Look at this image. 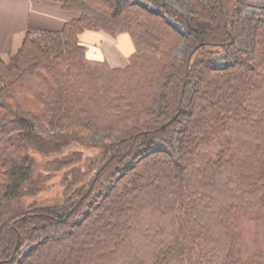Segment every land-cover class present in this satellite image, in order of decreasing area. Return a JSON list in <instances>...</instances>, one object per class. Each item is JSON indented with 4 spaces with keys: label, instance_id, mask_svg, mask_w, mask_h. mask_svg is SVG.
Segmentation results:
<instances>
[{
    "label": "trees",
    "instance_id": "trees-1",
    "mask_svg": "<svg viewBox=\"0 0 264 264\" xmlns=\"http://www.w3.org/2000/svg\"><path fill=\"white\" fill-rule=\"evenodd\" d=\"M58 1L79 17L0 57V264H264V8ZM87 30L128 33V63Z\"/></svg>",
    "mask_w": 264,
    "mask_h": 264
},
{
    "label": "crops",
    "instance_id": "crops-1",
    "mask_svg": "<svg viewBox=\"0 0 264 264\" xmlns=\"http://www.w3.org/2000/svg\"><path fill=\"white\" fill-rule=\"evenodd\" d=\"M79 15L58 0H0V57L15 52L27 31H59ZM80 40L88 46L90 58L106 60L111 66H125L134 51L128 33L112 36L103 30H87ZM3 84L0 79V89Z\"/></svg>",
    "mask_w": 264,
    "mask_h": 264
},
{
    "label": "rangeland",
    "instance_id": "rangeland-1",
    "mask_svg": "<svg viewBox=\"0 0 264 264\" xmlns=\"http://www.w3.org/2000/svg\"><path fill=\"white\" fill-rule=\"evenodd\" d=\"M141 3L147 4L151 6L154 10L160 11L161 10V5L154 0H138ZM175 8H177L180 11H183L185 13H191L192 7L188 0H169ZM264 8V2L262 0H243V12L245 16H250L254 13L259 12ZM167 19L178 29L181 31H185V27L183 26L182 23L178 22L172 15H167ZM245 43H242L241 46H244ZM185 44H183L180 48L179 54H182V51L185 50ZM220 63L223 62V57L220 58L219 60ZM104 134L101 133L100 137L93 139L91 137L90 142H97L101 141V136ZM94 149L92 148H85V153L86 155H91L94 154ZM41 156V155H40ZM41 162H46L47 157H39ZM103 160L102 156H99L97 159V165ZM63 170V169H62ZM52 176L45 181L44 188L39 192V194L36 196L38 199V202L41 204H58L61 203L64 200V187L62 185V173L61 170L55 174L53 170H49ZM93 172L87 175L86 179L89 180L92 176ZM29 199V198H28ZM68 236H66L65 233H60L59 234V241H62L66 239ZM30 248L29 244H26L23 247V253H25L28 249Z\"/></svg>",
    "mask_w": 264,
    "mask_h": 264
},
{
    "label": "water",
    "instance_id": "water-1",
    "mask_svg": "<svg viewBox=\"0 0 264 264\" xmlns=\"http://www.w3.org/2000/svg\"><path fill=\"white\" fill-rule=\"evenodd\" d=\"M190 57H191V54L189 55V61H190ZM189 61H188V64H187V67H186V75H185V81L183 83V87H182V94L184 93L185 91V85H186V76L188 74V66H189Z\"/></svg>",
    "mask_w": 264,
    "mask_h": 264
}]
</instances>
